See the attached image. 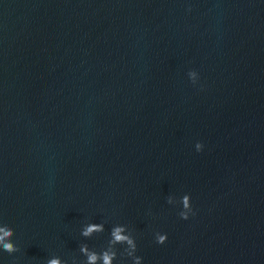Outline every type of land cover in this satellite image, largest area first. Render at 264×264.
<instances>
[{"label": "water", "instance_id": "1", "mask_svg": "<svg viewBox=\"0 0 264 264\" xmlns=\"http://www.w3.org/2000/svg\"><path fill=\"white\" fill-rule=\"evenodd\" d=\"M90 222L104 231L83 237ZM117 224L141 264H264V0H0L17 248L0 264H84Z\"/></svg>", "mask_w": 264, "mask_h": 264}, {"label": "clouds", "instance_id": "2", "mask_svg": "<svg viewBox=\"0 0 264 264\" xmlns=\"http://www.w3.org/2000/svg\"><path fill=\"white\" fill-rule=\"evenodd\" d=\"M189 79L196 83L198 79V73L195 70H189ZM203 145L200 142L195 144L197 151L202 149ZM168 203H174L173 197L169 196L167 198ZM180 204L182 209L179 212V216L182 219H188L189 214L193 213L190 196L184 194L180 198ZM104 231V225L102 223H87L81 229V235L83 237H91L94 233H100ZM13 236V230L7 225H0V248L5 252L11 254L17 251L16 246L11 240ZM166 234L156 233L155 239L157 243H164L166 240ZM124 245L123 251L120 253L121 256H127L132 258L133 264H141V257L136 255V243L134 237L131 235L130 231L125 225L117 224L114 225L110 230V239L107 242V247L101 249L97 252L96 250L90 249L87 244L82 243L79 246L80 253L86 258L84 264H113V261L117 258V250L115 245ZM46 264H66L58 256H52L47 259Z\"/></svg>", "mask_w": 264, "mask_h": 264}]
</instances>
